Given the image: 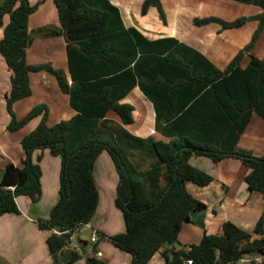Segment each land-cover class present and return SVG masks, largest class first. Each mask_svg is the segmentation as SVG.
Segmentation results:
<instances>
[{
	"label": "trees",
	"instance_id": "1",
	"mask_svg": "<svg viewBox=\"0 0 264 264\" xmlns=\"http://www.w3.org/2000/svg\"><path fill=\"white\" fill-rule=\"evenodd\" d=\"M111 1L55 0L62 29L48 26L38 30L47 37L64 36L69 84L64 71L51 64L27 62V50L34 41L29 18L39 4L0 0V55L11 72L7 130L15 132L41 116L37 128L21 142L22 167L8 164L5 168L0 217L19 214L16 200L20 196L33 203L41 199L40 159L33 163L34 151L48 149L60 157L59 200L50 218L38 221L41 230L53 232L46 244L52 264H59L72 237L96 215L99 191L94 167L107 152L119 178L115 206L125 224V233L107 239L131 256L130 264H149L157 253L165 264H183L186 259L194 264H237L245 255L263 251V239H254L230 222L223 224L222 236L206 235L198 245L179 248L178 238L181 225L190 222V211L205 208L187 192L186 183L207 187L213 182L211 176L189 164L192 154L214 162L240 160L250 168L245 178L248 190H264V158L237 146L253 115L264 119V57L251 56L249 65L241 67L244 52L254 48L264 30V12L231 23L218 18L195 20L196 26L216 23L224 30L240 28L250 20L259 22L251 43L220 70L173 38L150 42L135 29H126ZM232 1L264 9V0ZM150 8L166 24L161 0H144L142 15ZM39 72L53 76L59 90L69 96L70 107L77 113L69 121L48 126L49 112L43 105L16 118L12 107L32 95L30 76ZM136 87L153 104L156 131L168 142L139 139L123 128L134 123V107L120 102ZM109 112L122 125L106 119ZM263 232L264 213L255 227L256 234ZM80 259L75 252L66 264ZM87 264L106 263L94 256Z\"/></svg>",
	"mask_w": 264,
	"mask_h": 264
},
{
	"label": "crops",
	"instance_id": "2",
	"mask_svg": "<svg viewBox=\"0 0 264 264\" xmlns=\"http://www.w3.org/2000/svg\"><path fill=\"white\" fill-rule=\"evenodd\" d=\"M29 2L32 6L39 4V7L29 18V32L34 41L27 50L28 64H51L55 69L64 71L69 84H72L64 36L47 37L38 32L48 26L62 29L55 0ZM143 2L144 0L111 1L118 8L126 29H135L150 42L173 38L198 51L220 70L226 69L237 54L251 43L259 22L250 20L240 28L224 30L216 23L196 26L195 20L218 18L231 23L241 18L256 17L264 12L260 6L232 0H161L166 15V24H163L155 8H150L146 15H142ZM6 18L5 24L9 22ZM2 35L3 31L0 30V40ZM251 56L257 59L264 57V30L254 48L244 52L242 68L249 65ZM30 86L32 95L14 103L12 107L18 120L41 105L48 109V126L69 121L77 114L70 107L69 96L59 90L53 76L46 72L31 74ZM10 90L11 72L0 55V183L8 164L22 167L24 151L21 142L41 121V116L36 117L21 129L9 132L7 127L11 117L7 112L6 96ZM120 103L134 107V123L130 126L122 125L114 112H109L106 119L122 125L136 138L169 141L156 131L154 106L138 87ZM237 146L241 150L252 152L256 157L264 158V119L253 115ZM39 159L41 199L33 203L27 196H20L16 200L19 214L0 217V264L53 263L46 244L53 232L41 230L38 221L48 220L59 200L61 158L45 149L34 151L33 163H38ZM189 164L211 176L213 182L207 187L186 183L187 192L203 203L205 208L190 211V222L183 223L180 228L179 248L198 245L206 235L222 236L223 224L226 222L236 225L254 239L264 240V232L261 235L255 233L256 224L264 213V190H248L245 178L250 173V168L237 159L226 158L214 162L196 154L191 155ZM94 179L99 191V205L93 221L77 232L78 245L74 248V253L80 254L81 259L74 264H87V259L94 256L106 264H130L131 256L114 247L107 239L125 233L123 215L115 206L119 182L115 167H94ZM93 233L98 235L96 244L90 241ZM81 241L88 244H82ZM255 255L253 253L244 257L252 259ZM149 264L165 263L161 254L157 253Z\"/></svg>",
	"mask_w": 264,
	"mask_h": 264
},
{
	"label": "built area",
	"instance_id": "3",
	"mask_svg": "<svg viewBox=\"0 0 264 264\" xmlns=\"http://www.w3.org/2000/svg\"><path fill=\"white\" fill-rule=\"evenodd\" d=\"M91 243L96 244L98 242V235L96 233L92 234V237L90 238ZM255 256L250 259L247 257L242 258L238 263L242 264H264V247L263 251L261 252H255ZM99 256H101L99 254ZM183 264H194L192 260L186 259Z\"/></svg>",
	"mask_w": 264,
	"mask_h": 264
},
{
	"label": "water",
	"instance_id": "4",
	"mask_svg": "<svg viewBox=\"0 0 264 264\" xmlns=\"http://www.w3.org/2000/svg\"><path fill=\"white\" fill-rule=\"evenodd\" d=\"M78 234H75L70 243L67 245L64 253L60 257L59 264H66L68 260L72 257L74 253V248L77 247L78 245Z\"/></svg>",
	"mask_w": 264,
	"mask_h": 264
},
{
	"label": "rangeland",
	"instance_id": "5",
	"mask_svg": "<svg viewBox=\"0 0 264 264\" xmlns=\"http://www.w3.org/2000/svg\"><path fill=\"white\" fill-rule=\"evenodd\" d=\"M6 20L8 21V17L6 18ZM135 164L137 166H140L142 169H146L147 166L146 165H140V163H138L137 161H135ZM95 167H115L109 154L107 152H103L97 159Z\"/></svg>",
	"mask_w": 264,
	"mask_h": 264
}]
</instances>
